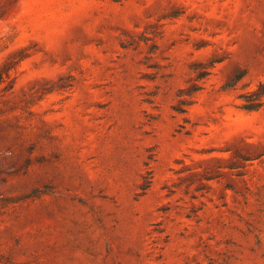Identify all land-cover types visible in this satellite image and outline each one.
Segmentation results:
<instances>
[{
	"label": "rangeland",
	"instance_id": "rangeland-1",
	"mask_svg": "<svg viewBox=\"0 0 264 264\" xmlns=\"http://www.w3.org/2000/svg\"><path fill=\"white\" fill-rule=\"evenodd\" d=\"M0 264H264V0H0Z\"/></svg>",
	"mask_w": 264,
	"mask_h": 264
},
{
	"label": "trees",
	"instance_id": "trees-1",
	"mask_svg": "<svg viewBox=\"0 0 264 264\" xmlns=\"http://www.w3.org/2000/svg\"><path fill=\"white\" fill-rule=\"evenodd\" d=\"M247 109H253V108H255V107H253V106H248V107H246Z\"/></svg>",
	"mask_w": 264,
	"mask_h": 264
}]
</instances>
